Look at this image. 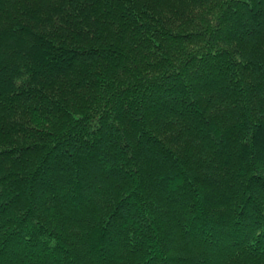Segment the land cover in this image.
I'll return each instance as SVG.
<instances>
[{
  "label": "trees",
  "instance_id": "16d2710c",
  "mask_svg": "<svg viewBox=\"0 0 264 264\" xmlns=\"http://www.w3.org/2000/svg\"><path fill=\"white\" fill-rule=\"evenodd\" d=\"M0 264H264V0H0Z\"/></svg>",
  "mask_w": 264,
  "mask_h": 264
}]
</instances>
